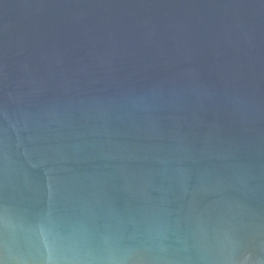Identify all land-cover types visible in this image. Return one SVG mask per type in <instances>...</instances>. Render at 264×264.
<instances>
[{"label":"water","instance_id":"95a60500","mask_svg":"<svg viewBox=\"0 0 264 264\" xmlns=\"http://www.w3.org/2000/svg\"><path fill=\"white\" fill-rule=\"evenodd\" d=\"M0 264H264V0H0Z\"/></svg>","mask_w":264,"mask_h":264}]
</instances>
